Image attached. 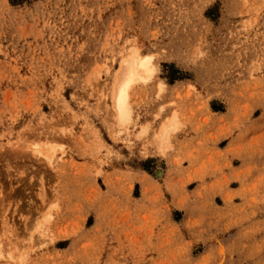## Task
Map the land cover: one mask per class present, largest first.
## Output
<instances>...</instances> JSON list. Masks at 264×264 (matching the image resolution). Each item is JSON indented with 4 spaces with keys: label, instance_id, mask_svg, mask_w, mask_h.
<instances>
[{
    "label": "rangeland",
    "instance_id": "rangeland-1",
    "mask_svg": "<svg viewBox=\"0 0 264 264\" xmlns=\"http://www.w3.org/2000/svg\"><path fill=\"white\" fill-rule=\"evenodd\" d=\"M137 51L157 72L120 121ZM0 241V264H264V0H0Z\"/></svg>",
    "mask_w": 264,
    "mask_h": 264
},
{
    "label": "bare ground",
    "instance_id": "bare-ground-1",
    "mask_svg": "<svg viewBox=\"0 0 264 264\" xmlns=\"http://www.w3.org/2000/svg\"><path fill=\"white\" fill-rule=\"evenodd\" d=\"M125 62V61H124ZM123 62V63H124ZM122 64V63H121ZM119 79V85L114 92V108L120 121H126L130 118L131 113V93L130 89L136 81L146 82L150 80L157 72V66L153 61L152 55H142L138 51L124 63ZM117 72V73H118ZM159 92L166 90L164 82L159 83ZM163 120L153 133L152 143L156 144L157 150L165 153L171 144L172 133L180 128L178 110L163 115ZM147 130V127L145 128ZM161 173V171H159ZM3 245L0 241V256L2 255ZM3 256V255H2ZM1 256V258H2ZM11 259H14L11 257ZM15 260V259H14Z\"/></svg>",
    "mask_w": 264,
    "mask_h": 264
}]
</instances>
